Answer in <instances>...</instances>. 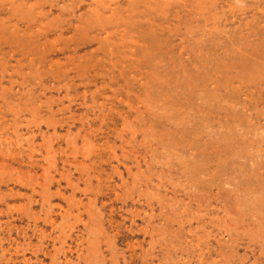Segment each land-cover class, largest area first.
Returning <instances> with one entry per match:
<instances>
[{"label": "rangeland", "instance_id": "rangeland-1", "mask_svg": "<svg viewBox=\"0 0 264 264\" xmlns=\"http://www.w3.org/2000/svg\"><path fill=\"white\" fill-rule=\"evenodd\" d=\"M0 264H264V0H0Z\"/></svg>", "mask_w": 264, "mask_h": 264}]
</instances>
